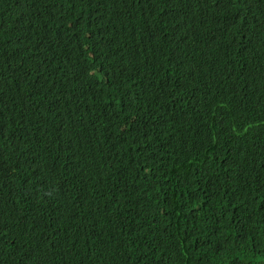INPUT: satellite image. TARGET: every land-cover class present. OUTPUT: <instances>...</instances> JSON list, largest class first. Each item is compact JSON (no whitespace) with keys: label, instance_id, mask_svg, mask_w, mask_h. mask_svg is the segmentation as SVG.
<instances>
[{"label":"trees","instance_id":"1","mask_svg":"<svg viewBox=\"0 0 264 264\" xmlns=\"http://www.w3.org/2000/svg\"><path fill=\"white\" fill-rule=\"evenodd\" d=\"M0 264H264V0H0Z\"/></svg>","mask_w":264,"mask_h":264},{"label":"rangeland","instance_id":"2","mask_svg":"<svg viewBox=\"0 0 264 264\" xmlns=\"http://www.w3.org/2000/svg\"><path fill=\"white\" fill-rule=\"evenodd\" d=\"M98 142V140H93V141H88V142H85V143H87V144H94V143H97Z\"/></svg>","mask_w":264,"mask_h":264},{"label":"clouds","instance_id":"3","mask_svg":"<svg viewBox=\"0 0 264 264\" xmlns=\"http://www.w3.org/2000/svg\"><path fill=\"white\" fill-rule=\"evenodd\" d=\"M122 131H124V130H122ZM95 144V143H94ZM90 145H92V144H90Z\"/></svg>","mask_w":264,"mask_h":264}]
</instances>
